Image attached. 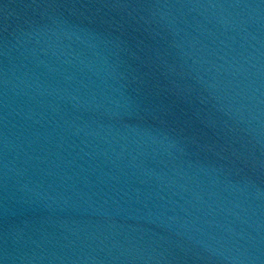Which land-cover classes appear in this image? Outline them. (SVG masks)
<instances>
[{"label": "water", "instance_id": "1", "mask_svg": "<svg viewBox=\"0 0 264 264\" xmlns=\"http://www.w3.org/2000/svg\"><path fill=\"white\" fill-rule=\"evenodd\" d=\"M0 264H264V0H0Z\"/></svg>", "mask_w": 264, "mask_h": 264}]
</instances>
